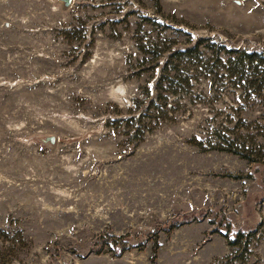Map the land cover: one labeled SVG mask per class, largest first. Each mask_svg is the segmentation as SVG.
<instances>
[{
  "label": "rangeland",
  "instance_id": "obj_1",
  "mask_svg": "<svg viewBox=\"0 0 264 264\" xmlns=\"http://www.w3.org/2000/svg\"><path fill=\"white\" fill-rule=\"evenodd\" d=\"M206 44L264 51V0H0V264H264V92Z\"/></svg>",
  "mask_w": 264,
  "mask_h": 264
},
{
  "label": "trees",
  "instance_id": "obj_2",
  "mask_svg": "<svg viewBox=\"0 0 264 264\" xmlns=\"http://www.w3.org/2000/svg\"><path fill=\"white\" fill-rule=\"evenodd\" d=\"M198 46H194L192 50H187L189 53H198ZM205 50L210 53L211 58H213L216 62H221V57L226 58L227 61V78H238V80H242L245 87L244 88H252L255 92H264V51H247V50H236L231 48L225 47H217L214 44H206L204 46ZM177 56L185 55V51H177L175 53ZM172 93L175 90L171 91ZM183 222H189L190 219L188 217H182ZM163 226L160 229L162 233H169L174 228L181 224L180 221H172L167 223H162ZM244 233L243 230H238L233 233V235L229 234V230L224 231L223 236L228 237L229 242H234L235 238L238 236H242ZM4 231L0 230V235H5ZM140 236V235H138ZM142 240L140 243H131V236L130 234H124L115 236L113 234H103L100 235L97 240L94 242L96 248V252H109L113 256H119L124 251L133 248V247H143L145 246L149 239V235L145 236L142 235ZM3 240H7V237L3 238ZM153 248H152V257H151V264L155 260L156 255V241L158 240L157 234H154L152 237ZM71 253H75L72 249L68 250ZM3 258L0 259V262H10L14 260V256H2Z\"/></svg>",
  "mask_w": 264,
  "mask_h": 264
},
{
  "label": "water",
  "instance_id": "obj_3",
  "mask_svg": "<svg viewBox=\"0 0 264 264\" xmlns=\"http://www.w3.org/2000/svg\"><path fill=\"white\" fill-rule=\"evenodd\" d=\"M58 1L61 2V5L63 8H66L70 3V0H58ZM40 142L43 144H47V143L53 144L55 142V137L52 135L45 136V137L40 138Z\"/></svg>",
  "mask_w": 264,
  "mask_h": 264
}]
</instances>
